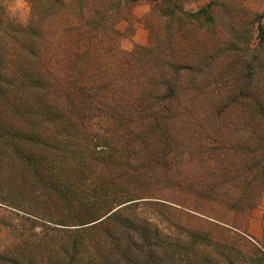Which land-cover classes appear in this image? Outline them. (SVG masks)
Listing matches in <instances>:
<instances>
[{
  "label": "rangeland",
  "instance_id": "obj_1",
  "mask_svg": "<svg viewBox=\"0 0 264 264\" xmlns=\"http://www.w3.org/2000/svg\"><path fill=\"white\" fill-rule=\"evenodd\" d=\"M167 1L24 0L13 14L0 0L2 118L17 123L26 103L47 143L45 175L23 184L0 147L13 207L0 204V264H57L47 247L82 236L74 264H128L124 238L70 226L80 204L103 215L122 202L158 232L154 258L135 252L143 264H264V0ZM28 69L46 84L32 96Z\"/></svg>",
  "mask_w": 264,
  "mask_h": 264
},
{
  "label": "trees",
  "instance_id": "obj_2",
  "mask_svg": "<svg viewBox=\"0 0 264 264\" xmlns=\"http://www.w3.org/2000/svg\"><path fill=\"white\" fill-rule=\"evenodd\" d=\"M125 1L133 3L137 2L138 0ZM169 1H167L166 3H168ZM166 3H162L164 5L163 7H160L164 15L168 17H174L177 11L184 13L182 6H174ZM204 15L207 17V9H201L197 11L195 17L196 19H200ZM207 20H210L209 16ZM259 32L262 37L263 30L261 27H259ZM251 76L252 75H249L247 77L251 78ZM21 78V87L26 89L28 95L30 94L32 96L34 93L46 89L45 80L39 73H33L28 69L27 71L22 73ZM250 87L251 86L245 85L243 88H241V93L243 91H247V93L249 94ZM167 90H171L170 85ZM3 97L7 98L8 96L4 93ZM38 102L41 103L43 101ZM231 102L233 105L232 109L242 110L241 112H244V114H251V116H254L255 113L258 112V115L260 116L259 105L256 102L247 101L238 103L234 100ZM13 104L14 105L12 109L17 107L15 101H13ZM31 110L32 109H30L29 107H26V103L23 104V108H21L19 111L20 120L15 124H12V122H8L7 120L5 121V119L2 118V114L0 111V147H2V149L6 148L8 152H11V154L16 157L17 162L13 163V165H15L14 168L18 169L19 171L18 173L15 172V175L19 174V178L22 181V184L26 181L25 177L27 174L32 178H38L40 176H44L46 172V169L43 168L45 166V162L41 157V153L46 148V142L36 131L37 123L32 119L34 117L31 113ZM5 173L6 172H3V174ZM22 184H20L17 189H21L20 186ZM35 184L36 188H34L32 192L36 191L37 188H40L38 186L42 185L40 181H35ZM23 187L24 186H22V188ZM52 188L56 194L63 198L62 193L64 192V187L58 189L57 185H52ZM127 202L128 201H126V203ZM0 204L13 208L11 207V205L4 202H0ZM123 204H125V202L118 203L116 206H122ZM78 207L80 209V212L85 213V216L82 217V219H78L75 225L70 226L80 227V229L83 230L87 228L102 227L104 237L110 238V234H114L116 235L115 237L124 238V240L127 241V244H123L122 246L118 247L117 250H119L120 259H123L128 264H143L141 260H139L140 257L137 255L135 256V254L138 252V249H140L146 256V258L150 260L153 256H156L155 252L157 251V249L161 248V246L157 245V237H159V235L156 229L151 228V226L145 221H137L127 217H123L122 214L118 212V210L114 211L117 207L113 209L110 208V210L104 212L103 215L96 214L97 211L93 210L91 205L87 206L80 204ZM114 229L115 231L110 233ZM115 237L114 241L117 240L115 239ZM83 238L85 237H78L77 240H74L72 242H68V240L64 242L61 241L59 245L55 246L50 245V247H47V253H49L50 257H55L57 264H60L59 258L61 255L63 256L62 260L64 261V263L61 262V264H74L76 256L80 251L78 247L80 245H86V241H84ZM136 240L139 241L140 244H137ZM134 245L136 246V248L133 247Z\"/></svg>",
  "mask_w": 264,
  "mask_h": 264
},
{
  "label": "clouds",
  "instance_id": "obj_3",
  "mask_svg": "<svg viewBox=\"0 0 264 264\" xmlns=\"http://www.w3.org/2000/svg\"><path fill=\"white\" fill-rule=\"evenodd\" d=\"M24 0H14V5L9 8V11L15 14L19 9L24 8Z\"/></svg>",
  "mask_w": 264,
  "mask_h": 264
},
{
  "label": "crops",
  "instance_id": "obj_4",
  "mask_svg": "<svg viewBox=\"0 0 264 264\" xmlns=\"http://www.w3.org/2000/svg\"><path fill=\"white\" fill-rule=\"evenodd\" d=\"M261 206L264 207V193L261 196Z\"/></svg>",
  "mask_w": 264,
  "mask_h": 264
}]
</instances>
